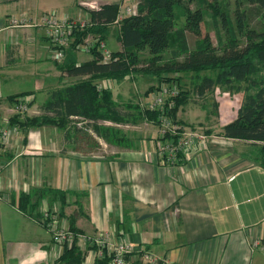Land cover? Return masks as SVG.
<instances>
[{
  "label": "crops",
  "instance_id": "1",
  "mask_svg": "<svg viewBox=\"0 0 264 264\" xmlns=\"http://www.w3.org/2000/svg\"><path fill=\"white\" fill-rule=\"evenodd\" d=\"M55 1L0 0V115L12 112L11 96L25 93L28 102L41 98L36 109L50 91L88 77L61 70L63 61L50 58V41L37 24L49 11L90 20L89 10L117 2L63 0L62 9L40 8ZM84 1L101 3L91 9L77 5ZM21 15L27 16L29 26L11 27L10 18ZM104 41L115 43L113 52L122 49L114 35ZM79 53L77 64L92 58ZM136 77L125 91H115L112 78H97L94 84L108 89L120 112L126 113L123 105L130 99L139 104V97L130 95ZM196 110L181 105L176 119L192 125ZM233 115L227 113L228 122ZM131 118L136 121L93 122L72 115L66 129L23 127L7 141L0 140V192L5 196L0 202V264H53L61 254L40 220L44 205L57 207L80 235L102 231L115 240L129 239L134 264H140L138 257L145 250L164 259L163 264H264V252L251 244L254 238L264 242L262 143L219 135L228 123L222 122L214 133L206 128V141H196L176 165L167 167L156 155V120ZM43 190L56 193L40 194ZM21 193L28 196L25 210L17 206ZM81 251L82 264H93L98 257L90 246Z\"/></svg>",
  "mask_w": 264,
  "mask_h": 264
},
{
  "label": "trees",
  "instance_id": "2",
  "mask_svg": "<svg viewBox=\"0 0 264 264\" xmlns=\"http://www.w3.org/2000/svg\"><path fill=\"white\" fill-rule=\"evenodd\" d=\"M209 0H139L136 13L123 17L116 31L122 49L112 51L113 59L102 63L96 49H92L90 60L77 64L74 46L87 35L98 36L104 41L106 32L116 20L120 4H103L98 9L89 10L90 24L74 33V39L67 49L65 59L60 65L68 76L88 77L73 84L65 85L50 91L46 100L39 106L41 113L36 116L13 117L12 122H18L20 127H35L55 125L67 126L68 117L81 116L96 122L107 119L113 122H134L137 116L140 120H156L157 112L140 108L132 102L124 104L126 113H121L119 104L112 100L111 92L98 88L94 84L97 78L121 79L131 71H143L157 75L158 82H166L163 76L179 73H198L203 70L214 71V76H203L196 87L197 94H204L215 85L234 86L239 89L244 84L246 95L236 117L222 126L219 135L242 140L262 143L264 149V78H258L259 68L264 65V0H235L234 23L227 14L217 13L225 35L223 39L216 33L215 45L208 33L197 39L192 48L189 47L187 32L200 35L201 23L204 21V9ZM214 1V0H211ZM195 3V7L190 4ZM247 6L243 8L242 6ZM183 9L184 21L176 25L175 8ZM218 8L214 7L217 11ZM248 12L257 13L259 24L257 28L248 27ZM105 42V41H104ZM169 54L164 57V51ZM146 51V55L139 52ZM143 62V65L140 64ZM142 65L139 69L135 65ZM165 79V80H163ZM176 80H180L176 77ZM179 95L175 98L173 112L186 101L185 93L180 84ZM153 87H150L152 89ZM25 94V93H23ZM15 96L9 97L10 100ZM174 114V113H173ZM95 126V124H93ZM98 131L97 127H94ZM112 129L107 128L106 131ZM210 132V131H208ZM55 190H43L40 194L54 196ZM29 205L28 196L21 193L17 206L25 210ZM74 231L75 229L70 226ZM108 257H97L93 264H108ZM83 253L76 246L65 247L53 264H82Z\"/></svg>",
  "mask_w": 264,
  "mask_h": 264
},
{
  "label": "built area",
  "instance_id": "3",
  "mask_svg": "<svg viewBox=\"0 0 264 264\" xmlns=\"http://www.w3.org/2000/svg\"><path fill=\"white\" fill-rule=\"evenodd\" d=\"M82 5L91 3L81 2ZM92 7V5H90ZM136 13V3L121 6L115 22H119L123 17ZM90 24V20H74L66 16H59L55 11L43 13L40 17V24L44 28V34L51 44V57L62 62L65 59L67 49L72 44L75 31L82 29ZM11 27L29 26L27 16H12L10 18ZM96 49L101 62L106 63L116 56L107 47L106 43L98 36L87 35L81 42L74 46L76 52L90 53ZM179 95V86L177 83L161 82L150 94L144 109L156 111V122L158 126V145L156 155L159 161L172 167L181 159V155L196 141H206L207 135L199 128L184 125L180 123L175 114L172 113L175 107V98ZM28 100L20 98L13 104L12 112L17 115H23L28 112ZM19 132L18 122H12L8 117L3 118V124L0 126V135L2 141H7L13 133ZM5 196L0 192V202ZM40 220L48 230L52 242L61 250L65 247L76 245L83 250L87 246L96 247L98 257L107 256L108 264H134L129 259L134 253V247L127 238L112 239L107 233L102 231L84 235L73 231L66 223L64 218L60 217L59 209L48 208L44 205L40 211ZM252 247L264 252V242L258 238L252 240ZM138 259L140 264H163L164 259L148 251H141Z\"/></svg>",
  "mask_w": 264,
  "mask_h": 264
},
{
  "label": "rangeland",
  "instance_id": "4",
  "mask_svg": "<svg viewBox=\"0 0 264 264\" xmlns=\"http://www.w3.org/2000/svg\"><path fill=\"white\" fill-rule=\"evenodd\" d=\"M102 1H111V0H102ZM116 1L117 4H120L121 6H125V5H130L133 3H136V5L138 4L139 0H113ZM87 2V1H84ZM92 2V1H89ZM209 5L205 7L204 12V21L201 23V32L200 35L196 36L193 35L190 32H187V40H188V44L189 47L192 48L194 46V43L197 39H200L202 36H204L206 33H208V35L210 36V39L212 40V42L217 45V37L215 36L217 32H219L220 36L225 39L227 36L225 35L224 29L222 27L221 24V19L220 16L217 15V13H224L227 14V17L229 18L231 23H234V3L235 0H214L208 1ZM64 1L63 0H57L55 2H48L46 4H44L43 7L40 8H44L42 9L43 11L46 10H53V9H62ZM80 3V2H79ZM88 3V2H87ZM101 1H95L93 4L91 3L90 5L92 6H100ZM77 5H82V4H77ZM77 5H74L75 9L77 7ZM90 5H83V7L87 8V9H91L92 7ZM195 3H191L190 6L193 8L195 7ZM47 6H52V7H47ZM215 8H218L217 11H212ZM243 8H246L247 6H242ZM175 15H176V25L180 26L183 24L184 21V15H183V9L180 6H176L175 8ZM248 19L249 20L248 23V27L250 28H257L258 24H259V17L257 13H250L248 12ZM117 27L118 24L111 26L108 28L105 38L107 36L110 35H116V31H117ZM106 43V42H105ZM107 47L112 51L115 50L117 47L115 45V43H113L111 45V41L107 42ZM76 52V51H75ZM76 52L75 55H77ZM142 55H146V51L143 52H139ZM79 54H83V53H79ZM169 54L168 50L164 51V57H167ZM143 57V56H142ZM50 58L53 59L50 55ZM53 61H55L53 59ZM57 62V61H56ZM61 62V61H60ZM143 65V62L140 63ZM142 65H135L134 67L139 69L140 67H142ZM259 73L257 74L258 78H264V65H261L259 68ZM154 74V73H153ZM151 73H145L143 71H131V73H129L127 76L121 78V79H114L115 80V86H114V90L115 91H125L126 86L129 85L131 86V80L130 78L132 77H136L135 80V86H137V88L139 89V91L136 90L135 86L133 88V90L131 91L130 95L135 96L136 98H138L139 100L137 101L139 104V106L142 108V106L146 105L148 99L150 98V94L152 91H149V93H147L149 87H151L150 84H152V86L155 88L156 85H158L161 82H158V78L157 75H153ZM214 76V71L212 70H203L200 71L198 73L195 72H189V73H181V74H176V75H172L169 74V76H163L165 79H169L166 82H171V83H177V81L180 84V88H182V90H184V93L186 94V101L183 105L187 104V106H193L195 108H197L196 110V114L194 113L193 116H195V122H192V127L195 128H199L203 131H205L206 128H210V132L213 131V133L217 130H219V125L220 123L224 122H228L227 119V113H229V115H233V113L236 115V111L239 108V106L241 105L244 96L247 93V90L245 89L246 86H244V84L241 85V87L239 89H237L235 86H221V85H215L212 88H210L209 90H206L204 92V94H197L196 92V87L199 85V83L201 82V78L203 76ZM176 77H179L180 80H176ZM163 79V80H165ZM118 83H116V81H118ZM154 82V83H153ZM164 82V81H162ZM110 83V87L112 84V81L109 80ZM19 86H21V83L19 84ZM26 87V86H25ZM19 88L18 90L21 89V87H16ZM154 90V89H153ZM147 91V92H146ZM146 92V93H145ZM148 94V95H147ZM30 97L31 95L28 94ZM26 95L28 97L29 100H31V98ZM146 96V97H142V96ZM15 96V95H14ZM23 96H25V94H19L16 95L15 98L13 99H9L11 104V108L13 107V104H15L17 102L18 99L22 98ZM37 99L34 101L31 100V102H28V112H26L23 115H19L20 119H24V117H31V116H36L39 115L41 113V111L39 110V108L37 107L35 109V104L40 103L41 102V98L36 97ZM46 100V99H45ZM130 101L132 103H135L132 99H130ZM127 104V103H126ZM9 110V111H10ZM30 110H36L34 112H31L30 114ZM174 110V109H173ZM231 111L230 112H226L224 113L223 111ZM222 111V112H221ZM219 112H221L220 114V119L221 122L219 120ZM172 113L176 114V112L172 111ZM226 114V115H224ZM18 116L17 114H14L13 112L11 113H6L4 115H0V126L3 124V118L4 117H8V119L10 121H12L13 117ZM234 116V115H233ZM19 125V123H18ZM53 126V125H51ZM55 126V125H54ZM35 127H39V126H35ZM67 127V126H66ZM66 127H63V129H66ZM25 128H29V127H25ZM23 129V127H20L19 125V131ZM209 130V129H208ZM16 133H13L9 138H11L12 136H14ZM1 135H0V140H1ZM95 249L96 251V247H92ZM104 257V256H103ZM107 257V256H106ZM101 258V257H99Z\"/></svg>",
  "mask_w": 264,
  "mask_h": 264
},
{
  "label": "bare ground",
  "instance_id": "5",
  "mask_svg": "<svg viewBox=\"0 0 264 264\" xmlns=\"http://www.w3.org/2000/svg\"><path fill=\"white\" fill-rule=\"evenodd\" d=\"M28 23H29V20H28ZM40 24V21H39V23L37 24V25H39ZM41 26V25H40Z\"/></svg>",
  "mask_w": 264,
  "mask_h": 264
}]
</instances>
